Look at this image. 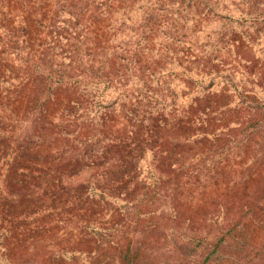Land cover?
<instances>
[{
  "label": "trees",
  "instance_id": "16d2710c",
  "mask_svg": "<svg viewBox=\"0 0 264 264\" xmlns=\"http://www.w3.org/2000/svg\"><path fill=\"white\" fill-rule=\"evenodd\" d=\"M247 19L264 0H0V264H264V174L230 185L264 96L221 57Z\"/></svg>",
  "mask_w": 264,
  "mask_h": 264
},
{
  "label": "rangeland",
  "instance_id": "374dc122",
  "mask_svg": "<svg viewBox=\"0 0 264 264\" xmlns=\"http://www.w3.org/2000/svg\"><path fill=\"white\" fill-rule=\"evenodd\" d=\"M254 22L253 19L244 20V29L243 27L240 28L245 32L243 35L247 41L246 45H240L231 54L228 53L226 47H223L221 57L228 61L226 63L227 71H232L235 74V82L240 87L253 89L261 96H264V20ZM229 23L230 21L224 23V21L219 19L209 21L204 30L196 34L195 40L198 44V49L210 48L217 39V31L230 28ZM232 156L235 174L234 180L230 181V185L237 182L238 185L241 183L243 186L246 184L257 186L256 180L260 179L262 174H264V144H261L260 140L259 143L240 144L236 146L232 152ZM203 189V186L195 187L194 185H188L182 191L183 201L181 203L187 208V216L190 215L189 213L194 210L196 205H207L205 201H207V197L211 193V188L207 195L204 196L201 194L204 191ZM120 227L121 231H125L130 235L136 230L139 233L140 229H142L141 224L138 225L134 222L130 225L126 223L121 224ZM60 238L63 246L72 245L75 239H77V231L68 229L60 235ZM158 238H160L159 252L167 255L172 249L170 236L166 237V234H162ZM192 257L194 260H197L198 254L194 253Z\"/></svg>",
  "mask_w": 264,
  "mask_h": 264
}]
</instances>
